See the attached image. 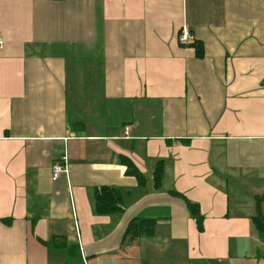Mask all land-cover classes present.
Instances as JSON below:
<instances>
[{
	"label": "crops",
	"instance_id": "obj_1",
	"mask_svg": "<svg viewBox=\"0 0 264 264\" xmlns=\"http://www.w3.org/2000/svg\"><path fill=\"white\" fill-rule=\"evenodd\" d=\"M0 35V264H264V0H0Z\"/></svg>",
	"mask_w": 264,
	"mask_h": 264
},
{
	"label": "trees",
	"instance_id": "obj_2",
	"mask_svg": "<svg viewBox=\"0 0 264 264\" xmlns=\"http://www.w3.org/2000/svg\"><path fill=\"white\" fill-rule=\"evenodd\" d=\"M202 50L199 48L198 49V55H202ZM163 164L159 162L157 164V167L155 169V174H154V182H155V187L157 189L160 188L161 186V181H162V173H163ZM134 174L136 179L139 182V185L141 187H144L145 179L142 174L139 172L132 171L128 173V175ZM122 194L121 192L114 188V187H101L97 188L94 190L93 193V209L94 212L97 215H115L118 213L123 212L122 208ZM188 208L194 217V219L197 222L198 229L199 231H203V217L200 214L199 208L197 205H194L190 202L187 201ZM138 229L142 228L143 232V227L146 226V230H149L153 225L154 222L150 221H138ZM254 226L256 227L257 231L260 233H264V216L258 215L254 218ZM138 230V235H142V232Z\"/></svg>",
	"mask_w": 264,
	"mask_h": 264
},
{
	"label": "built area",
	"instance_id": "obj_3",
	"mask_svg": "<svg viewBox=\"0 0 264 264\" xmlns=\"http://www.w3.org/2000/svg\"><path fill=\"white\" fill-rule=\"evenodd\" d=\"M194 35L185 26L180 34V43L183 45H191L194 43ZM4 47V40L0 35V49ZM69 173L67 167V157L64 156L59 162H56L52 168L53 180L56 181L61 175H67Z\"/></svg>",
	"mask_w": 264,
	"mask_h": 264
}]
</instances>
